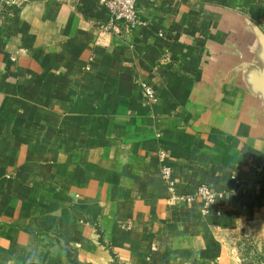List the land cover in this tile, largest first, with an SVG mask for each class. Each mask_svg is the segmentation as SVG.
<instances>
[{
	"label": "crops",
	"instance_id": "1",
	"mask_svg": "<svg viewBox=\"0 0 264 264\" xmlns=\"http://www.w3.org/2000/svg\"><path fill=\"white\" fill-rule=\"evenodd\" d=\"M137 16L0 0V264H238L231 237L264 228V0ZM165 165L218 193L208 215Z\"/></svg>",
	"mask_w": 264,
	"mask_h": 264
},
{
	"label": "built area",
	"instance_id": "2",
	"mask_svg": "<svg viewBox=\"0 0 264 264\" xmlns=\"http://www.w3.org/2000/svg\"><path fill=\"white\" fill-rule=\"evenodd\" d=\"M6 1V0H4ZM109 10L110 17L105 29L114 33H122L125 28L136 27L138 24L137 0H99ZM150 100H157L155 90L151 85L142 83ZM162 175L169 183L174 199H181L187 203L197 201L201 213L208 215L211 207L215 204L218 193L208 184H202L196 193L176 195L174 192V181L171 177V168L163 167Z\"/></svg>",
	"mask_w": 264,
	"mask_h": 264
},
{
	"label": "rangeland",
	"instance_id": "3",
	"mask_svg": "<svg viewBox=\"0 0 264 264\" xmlns=\"http://www.w3.org/2000/svg\"><path fill=\"white\" fill-rule=\"evenodd\" d=\"M229 245L238 264H264V228L243 227Z\"/></svg>",
	"mask_w": 264,
	"mask_h": 264
}]
</instances>
